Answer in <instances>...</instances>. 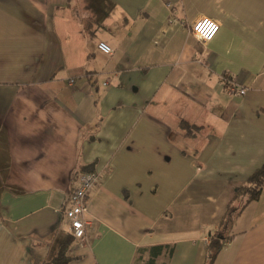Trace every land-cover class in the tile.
<instances>
[{"label": "crops", "instance_id": "1", "mask_svg": "<svg viewBox=\"0 0 264 264\" xmlns=\"http://www.w3.org/2000/svg\"><path fill=\"white\" fill-rule=\"evenodd\" d=\"M200 16L221 24L207 44ZM263 163L264 0H0V264H137L157 245L158 264H205ZM88 171L81 240L65 211ZM225 232L214 264H264V188Z\"/></svg>", "mask_w": 264, "mask_h": 264}, {"label": "built area", "instance_id": "2", "mask_svg": "<svg viewBox=\"0 0 264 264\" xmlns=\"http://www.w3.org/2000/svg\"><path fill=\"white\" fill-rule=\"evenodd\" d=\"M221 24L209 16H200L191 24V32L203 44H207L215 38L220 30ZM99 47L106 53H112V48L105 42H100ZM73 80H70L72 83ZM230 94L243 95L246 88L238 86L237 83L229 84ZM101 174L97 171L81 172L76 178V184L70 194V206L65 214L70 224L71 232L75 238L83 240L86 236L87 221L84 217L85 205L89 194L100 181Z\"/></svg>", "mask_w": 264, "mask_h": 264}, {"label": "trees", "instance_id": "3", "mask_svg": "<svg viewBox=\"0 0 264 264\" xmlns=\"http://www.w3.org/2000/svg\"><path fill=\"white\" fill-rule=\"evenodd\" d=\"M264 188V163L257 168L247 179L246 183L236 185L233 187L232 198L229 203L228 212L225 215L220 226V231L211 236V240L207 246V259L205 264H214L215 259L228 241L229 236L225 230L231 228L236 217L240 214L242 209L250 202L258 200ZM147 253V261L145 264H158L157 259L163 254H172L173 249L170 245H157L151 248L139 249ZM70 258L58 257L55 259V264H66ZM165 264V263H162Z\"/></svg>", "mask_w": 264, "mask_h": 264}, {"label": "rangeland", "instance_id": "4", "mask_svg": "<svg viewBox=\"0 0 264 264\" xmlns=\"http://www.w3.org/2000/svg\"><path fill=\"white\" fill-rule=\"evenodd\" d=\"M137 264H145L141 260L137 261Z\"/></svg>", "mask_w": 264, "mask_h": 264}]
</instances>
